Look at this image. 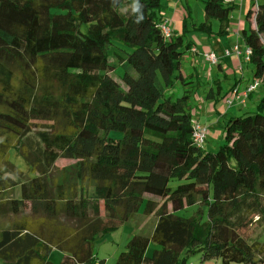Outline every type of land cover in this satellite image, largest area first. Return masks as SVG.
Wrapping results in <instances>:
<instances>
[{"label": "trees", "instance_id": "1", "mask_svg": "<svg viewBox=\"0 0 264 264\" xmlns=\"http://www.w3.org/2000/svg\"><path fill=\"white\" fill-rule=\"evenodd\" d=\"M202 1L195 28L210 34L218 19L223 33L236 5ZM162 9L161 0H0V206L18 216L0 230V264H95L96 239L132 220L146 195L161 201L144 208L154 229L130 236L115 264H186L193 253L200 264H264L254 238L264 224V90L254 113L230 115L218 150L198 146L194 79L182 68L194 42L162 31ZM255 22L243 39L264 89V1ZM178 81L186 87L174 98ZM32 131L42 153L27 144ZM13 147L33 178L11 176L23 175ZM61 158L74 161L70 182L52 177ZM19 184L21 199H4ZM194 205L195 215L176 214Z\"/></svg>", "mask_w": 264, "mask_h": 264}, {"label": "rangeland", "instance_id": "2", "mask_svg": "<svg viewBox=\"0 0 264 264\" xmlns=\"http://www.w3.org/2000/svg\"><path fill=\"white\" fill-rule=\"evenodd\" d=\"M163 3H166V0H162ZM264 0H258L259 2H263ZM193 3V1H191ZM198 5L194 9V17L196 19L197 25L199 26V23L204 20V3L202 0L198 1ZM256 4V3H255ZM248 5L245 1L243 12L246 17H248L247 26L250 27V17L247 15ZM170 10V9H168ZM166 14V12H162V15ZM236 15H240L238 12L235 13ZM203 17V18H202ZM199 22V23H198ZM218 25H215V31L218 33ZM181 33H184V38L186 43L189 40H202L206 37L205 33L197 31V28H195L193 25H191V28L187 30L186 32L183 31L181 28ZM233 34V33H232ZM233 36V35H230ZM222 37L219 35H213L212 41L215 42L216 40H220L223 42V46H230L227 48H231V42H233V37ZM240 41L243 42V37L240 38ZM213 50V49H211ZM205 52V51H204ZM112 60H114L112 58ZM115 61V60H114ZM208 64V67L210 66L209 62H206ZM251 64V63H250ZM204 61L202 63H195L194 66L197 67V69L194 67V71H198L197 73H193V79L194 83H190V85H193V87H190L194 90L193 97L191 98V105H192V122L195 124H199L202 127L207 128V135H206V142H205V149L210 151H216L219 149L221 144L224 142V129L226 122L231 118L230 115H242L245 113H254L257 109V105L260 101L259 97L263 94V86L257 89L260 92V94H255L253 97H251L246 105L242 104L240 102V99H236L234 104L229 105L225 101V96L230 88L229 81L231 80V83L235 81L234 76H227L228 78L224 77L222 78V87H221V93L217 95L216 99L209 98V94L211 93V87H214L215 92H218L217 85H214L212 79L217 78L215 74L210 75V70H206L204 68ZM249 74V78L252 77V70ZM183 67L186 69L187 74H191L192 66L190 63H183ZM211 67V66H210ZM227 67V65H226ZM125 68L122 67L119 63H116V69L113 77L120 81L122 83L121 76L124 74ZM184 73V71H183ZM199 74V75H198ZM247 78V79H249ZM161 85L164 86V82L162 79H160ZM185 87L180 81H178L172 89L169 90V94L172 95L174 98H177L181 96L185 90ZM261 98V97H260ZM111 136L114 138H121L123 134L119 131H112ZM29 140L27 141V144L31 145V148L36 150L39 153H42L43 145L41 141L38 138V135L35 133V131H32L30 134H28ZM9 159L11 163H13L21 172V175H11L15 180L23 181L27 180L28 178H33L34 173L32 172L31 164L30 162L24 158L19 150L16 147H13L9 150ZM74 162L69 161L67 159H58V161L55 163L53 167V174L52 177L56 179L57 177L60 178V180H68L69 182L75 177V170L73 169ZM67 181V182H68ZM52 184V183H51ZM179 184V181H173L171 183L172 186H177ZM53 185V184H52ZM7 196L11 198L12 192L8 193ZM154 199L157 201V203L160 204L161 201H158L159 198L152 196V195H146L145 200L142 202V206L137 213V215L130 221L122 224L120 227L110 231L106 232L103 235L99 236L94 244V253L96 256V263L95 264H115L118 255L121 251L125 249V246L130 238L135 233H141L145 235H149L152 233L153 228L155 226L156 216L154 214H146L144 213L145 205L147 204V200L149 198ZM7 209V205L0 206V226L7 223L9 220L12 219V217H15L13 214H10ZM198 211V205L190 206L185 209L177 211L176 214L180 216H186L191 217L195 215ZM202 218L206 219V212L203 214ZM256 234L254 238L256 240H259L260 242L264 241V224L262 227H259L256 229ZM158 245L154 242H151L149 244V247L147 249V254L151 255L155 248H157ZM64 256V253L59 249H53L50 253L49 259L55 263H59L62 261ZM103 261V262H101ZM202 261V256L200 253H193L190 254L186 264H200ZM0 263L2 261L0 260ZM206 264H221L220 260L211 259ZM234 264H240V263H234Z\"/></svg>", "mask_w": 264, "mask_h": 264}, {"label": "crops", "instance_id": "3", "mask_svg": "<svg viewBox=\"0 0 264 264\" xmlns=\"http://www.w3.org/2000/svg\"><path fill=\"white\" fill-rule=\"evenodd\" d=\"M191 1H193V3ZM198 1L199 0H166V3H163V1H162V4H163L162 12L167 11L166 14L164 13L163 17L169 21L172 29L180 31L182 28L183 30L185 29L184 31H187L191 28V25H193L194 27H195V25H197L196 19L194 17V9L199 4ZM245 1L247 2V5H248V9L246 10L247 15H249V13H250V15H249L250 19L249 20L251 22V25H250L249 29L255 28L256 27L255 8L257 7L258 0H233L232 2L236 5L235 10H233L232 13L230 14L229 23L227 24L225 31L223 33H221L220 32L221 22L218 19H212L211 26H212L213 31L209 34V33L197 30V31L205 33L206 37L202 40H197L198 42H196V40H192L194 42L193 49L191 50L190 54H188L183 60V63L186 62V63L191 64V66H192L191 74L194 75L193 73L198 72V71L193 70L195 67L194 64L197 62L202 63L204 61L203 66L206 70L211 71V69L213 67V66L208 67V64L206 63V61L203 57L204 51L213 49L217 53V55L219 56V62L216 65H214L215 67H213L212 71L210 72V75L215 74L217 76V78H214L210 81L214 82L213 83L214 85H217L218 92L216 93L214 90V87H211V93L209 94V98L216 99L217 95L221 93L222 78H224V77L228 78L227 76L233 75L235 78V81L233 83H231V80L229 81V84L231 85L229 90L232 89L233 87H238L240 90H242L245 88L247 83H249L250 81H253V76L251 78H249V74L251 72L252 66H249V65H251L250 61H247L245 58V55H244V53L247 49V44L245 43V41H243V42L240 41V38L243 37V31L246 28L248 29V27H246L247 26L246 22L248 21V17L243 15L244 14L243 8H244ZM168 9H170V10H168ZM236 12H238L240 15H236L235 14ZM216 24L219 27L218 33L222 37L227 38L230 35H233V36H230V37H233L232 38L233 42H231V44H230L231 48H227L230 46H223V42H221L220 40H216L215 42H211L212 38H213L212 36L218 34L215 31V25ZM234 46L239 47V49L241 50L240 55H238L232 51ZM195 48L197 49L196 51H195ZM226 50H230L231 54L228 56L225 55ZM226 65H227V67H226ZM182 68L184 71V75H190V74H187L185 72L186 69L183 67V65H182ZM195 68L197 69V67H195ZM247 78H249V79H247ZM261 86L262 85H260L258 88H260ZM257 89L253 93L250 94V96L247 99V103H248L249 99L251 97H253L255 94H260L259 91H258V93L256 92ZM260 97H259V99H260ZM67 160H69V159H67ZM69 161L74 162L73 160H69ZM11 192H12L11 198H9L7 196V194L10 192H7V194L4 195V199H6V200H11L12 198L21 199L22 191H21L20 184ZM3 205H7L6 210H8L10 214H13L10 210L11 205H10L9 201H7L6 204H2L1 206H3ZM13 215L15 217H12L11 220L14 221L17 215H15V214H13ZM11 220H9L7 223L1 225L0 230L3 229L4 227L8 226V223ZM155 224H156V221H155Z\"/></svg>", "mask_w": 264, "mask_h": 264}, {"label": "built area", "instance_id": "4", "mask_svg": "<svg viewBox=\"0 0 264 264\" xmlns=\"http://www.w3.org/2000/svg\"><path fill=\"white\" fill-rule=\"evenodd\" d=\"M225 1L230 2L233 0H225ZM161 28H162V31L167 36H169L172 33L171 24L166 19L163 22H161ZM196 50L197 49L195 48V51ZM232 51L238 55H240V53H241V50L239 49L238 46H234ZM230 54H231L230 50L225 51V55L228 56ZM244 55H245L246 60L250 61L251 50L248 46H247V49H246ZM203 57H204L206 62L210 63V66H214L219 62V56L217 55V53L214 50H206L203 53ZM260 85H261L260 80H253V81H250L249 83H247L245 88L242 90H240L238 87H233L226 94L225 101L229 105H231V104H234L236 99H240V102L245 105L247 103V99L250 96V94L253 93ZM207 131H208L207 128L202 127L199 124H195L193 122V138H194V140L198 146H204L205 145Z\"/></svg>", "mask_w": 264, "mask_h": 264}, {"label": "clouds", "instance_id": "5", "mask_svg": "<svg viewBox=\"0 0 264 264\" xmlns=\"http://www.w3.org/2000/svg\"><path fill=\"white\" fill-rule=\"evenodd\" d=\"M143 17L142 16H140V18L139 19H137V22H139L141 19H142Z\"/></svg>", "mask_w": 264, "mask_h": 264}]
</instances>
